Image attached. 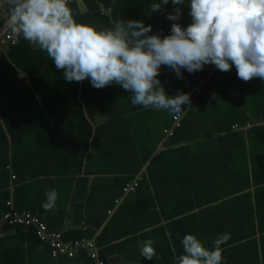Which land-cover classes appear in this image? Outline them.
I'll use <instances>...</instances> for the list:
<instances>
[{
  "label": "crops",
  "instance_id": "1",
  "mask_svg": "<svg viewBox=\"0 0 264 264\" xmlns=\"http://www.w3.org/2000/svg\"><path fill=\"white\" fill-rule=\"evenodd\" d=\"M78 0L77 22L97 28L142 21L151 34L190 24L189 0ZM180 8L176 21L168 14ZM7 10L0 8V18ZM5 30L0 19V36ZM46 52L23 38L0 60V213L12 208L41 217L62 239H90L103 264H175L181 240L194 234L211 249L224 232L222 264H264V80L238 78L234 65L212 74L198 92L203 68L181 76L161 65L169 96L188 93L179 125L166 111L133 106L117 84L96 89L68 82ZM237 125V128H233ZM172 129L167 135L166 130ZM129 180L134 191L122 192ZM58 193L45 211V192ZM152 239L157 255L140 247ZM0 264H96L86 250L53 257L34 231L0 226Z\"/></svg>",
  "mask_w": 264,
  "mask_h": 264
},
{
  "label": "clouds",
  "instance_id": "2",
  "mask_svg": "<svg viewBox=\"0 0 264 264\" xmlns=\"http://www.w3.org/2000/svg\"><path fill=\"white\" fill-rule=\"evenodd\" d=\"M168 2H154L150 10L158 11ZM171 2L175 6L184 0ZM189 4L192 22L185 28L173 23L163 38L149 35L151 25L142 21L117 20L108 28L77 22L69 0H0V7L7 10L0 19L15 37L46 52L68 82L89 79L96 89L117 84L131 93L133 106L179 114L183 105L190 104V95L166 94L157 78L161 65L177 77L181 69L194 73L209 63L224 72L234 65L239 79L264 80V0H189ZM180 15L176 7L168 19L176 21ZM45 197L44 210L54 209L57 191L46 190ZM230 239L231 234L224 232L209 249L196 235L185 234L175 264H222V245ZM154 243L145 240L140 255L152 260L157 255Z\"/></svg>",
  "mask_w": 264,
  "mask_h": 264
},
{
  "label": "built area",
  "instance_id": "3",
  "mask_svg": "<svg viewBox=\"0 0 264 264\" xmlns=\"http://www.w3.org/2000/svg\"><path fill=\"white\" fill-rule=\"evenodd\" d=\"M75 1L78 0H69V2ZM22 38L23 37L17 38L10 31L6 30L0 36V60L4 51H6L8 47L17 44ZM204 68L206 69V75H200L196 78L191 88L193 92H198L205 84L206 80L218 71L216 66L211 63L205 64ZM180 117L181 113L172 115L173 128L179 125ZM233 128H237V125H233ZM166 133L167 135H171L172 129L166 130ZM135 186L136 181L129 180L122 188V192L127 193L134 191ZM11 204V201H7V208L0 213V226L20 225L32 229L37 239L48 246L53 257L66 256L68 258H73L79 251L86 250L88 255L96 260V264H103L102 261L97 259V247L94 241L81 238L67 242L62 239L60 232L48 228L41 217L27 210H16L12 208Z\"/></svg>",
  "mask_w": 264,
  "mask_h": 264
},
{
  "label": "water",
  "instance_id": "4",
  "mask_svg": "<svg viewBox=\"0 0 264 264\" xmlns=\"http://www.w3.org/2000/svg\"><path fill=\"white\" fill-rule=\"evenodd\" d=\"M0 8H1V9H4L3 7H0ZM5 31H6V29L3 31V33H4ZM3 33H2V34H3Z\"/></svg>",
  "mask_w": 264,
  "mask_h": 264
}]
</instances>
